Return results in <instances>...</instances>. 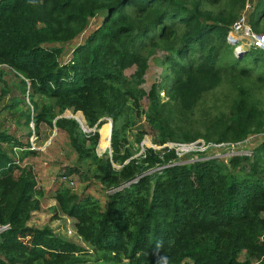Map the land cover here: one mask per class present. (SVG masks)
Wrapping results in <instances>:
<instances>
[{
  "label": "trees",
  "instance_id": "16d2710c",
  "mask_svg": "<svg viewBox=\"0 0 264 264\" xmlns=\"http://www.w3.org/2000/svg\"><path fill=\"white\" fill-rule=\"evenodd\" d=\"M246 1L0 0L3 90L11 91L5 76L13 72L37 110L28 113V125L34 121L38 132L41 122L55 121L57 129L68 133L77 158L63 169L65 179L74 174L90 179L88 171L82 172L85 164L97 182L113 189L101 211L87 190L77 193L62 181L55 191L61 211L75 220L77 233L91 248L50 227L28 226L40 208L39 190L32 170L20 161L34 151L30 142L0 131V264H264V136L251 155L230 157L236 174L204 152H196L200 159L183 162L175 148L146 147L135 158L128 138L133 128L129 99L135 117L145 113L157 131L159 144L199 138L242 142L264 133V51L237 52L227 39ZM99 15L101 23L62 62L63 44ZM249 17L255 31L264 30V0L257 1ZM153 58L161 79L146 90ZM224 82L231 91L223 105L204 107L202 121L193 119L198 106ZM136 87L148 99L147 109H141ZM38 95L45 99L41 106ZM105 97L119 100L123 112L113 129L112 155L101 157L99 133H86L75 118L60 115L81 110L87 125L98 128L93 104ZM112 110L104 108L101 114ZM107 128L106 135L101 130L104 147L111 135ZM243 145L251 147L250 141ZM129 158L122 168L114 166Z\"/></svg>",
  "mask_w": 264,
  "mask_h": 264
},
{
  "label": "rangeland",
  "instance_id": "374dc122",
  "mask_svg": "<svg viewBox=\"0 0 264 264\" xmlns=\"http://www.w3.org/2000/svg\"><path fill=\"white\" fill-rule=\"evenodd\" d=\"M251 1H253V5L255 6L258 0H251ZM101 21H102V15H99L91 19L87 29L83 33H81L73 41L63 44L65 46V51L61 57L62 62H66L72 57V52L74 47L82 43L85 40V38L89 35V33L93 31L101 23ZM263 27H264V20L262 21L261 24V28ZM259 33L264 34V30L260 31ZM243 45H245L246 48L251 47L248 46L249 40L243 42ZM235 49H236V45L234 46V50ZM156 56L157 54L155 55V57ZM133 69L134 68L129 69V72H131ZM160 73H161V69L159 68L157 62H155L153 58V61H151L150 69L145 75L146 82L143 84V87L146 90H149L155 79L158 80L161 79ZM251 80H256V77L252 76ZM5 81L7 83V87L11 89V91L5 93V91L3 90L5 84L3 82H0V131L8 132L20 138L22 141L26 143L30 142L31 145L29 149L34 151V153L31 154L29 157L20 161V165L22 167L25 166L30 168V170H32V173L35 175L38 186L37 189L39 190L37 197L40 200V208L32 212V215L26 221V224L30 227H37L39 229L44 227H50L54 231V233L58 234L64 239L73 240L75 242H78L79 244L91 248L89 244L77 233L75 227V220L61 211L57 199L54 198L55 191L57 190V188H59L58 186L62 181L63 184L71 186L72 189L77 193H82L83 190H87L86 191L87 193H91L92 196H94L98 200V203H100L99 210L101 211L106 206V203L108 201V195L109 193L113 192V189H106L103 185L97 182V180L93 176V173L87 169L85 164H82V170H83L82 172L88 171L90 179L88 178V176L85 175L84 179L80 180L79 179L80 175L76 176L75 174L65 179V177L62 176V173L64 172L63 169L65 168L66 165H73V163H75L77 158V154L72 148V145L70 143V137L68 133L57 129L56 126L54 125L55 121H53V125L49 124L48 122H44V121L41 122L38 132L36 131L37 129L34 121H31L28 125L27 123L28 113L37 114V110L33 109L32 107V100L30 99L28 94L25 95L24 97L23 93L18 88L20 86V79H18L13 72L5 76ZM215 90L216 91L209 94L205 99V101L198 106L197 109H201V110L200 111L196 110L194 112L193 119L199 118L202 121L201 113L203 108L211 107L215 102H217L219 106H222L223 102H225L227 99L226 93L231 91V87L229 83L227 84L226 82H224L221 85H219ZM135 92L137 94V97L140 98L141 109L143 110L147 109V106L149 104L148 99L141 96L137 87L135 88ZM161 94L164 96L165 92L162 91ZM38 96L39 97H37V102L41 106L45 102V99L41 95ZM164 98L165 100L168 99L166 96H164ZM131 102L132 101L129 99L127 101V105L130 113L129 125L132 124L133 128L129 131L128 138L132 140V145H133L132 150L137 152L136 154L133 155V157L137 158L138 156H140L146 147H153L159 150H162L164 147H170L176 149L180 148L179 150H176V154H178L179 156L178 159L179 160L181 159L180 161L187 162V161L197 160L198 158L199 159L202 158L201 157L202 155L196 153V151L197 152L204 151L205 157L217 156L219 159H221V161L227 164V169L233 174H236L239 171L238 168L233 167L230 164L229 159L230 157H234L237 154L247 152L248 147L246 148V146L243 145V143H241L239 147H237L238 143L233 142L236 144L234 147L228 146L227 148H224L222 146V147H218L219 150H215L209 148L208 144L205 143L203 138H199L198 140H200V142L192 146L196 148V150L191 152H187L186 148L183 149L178 144H175L176 143L175 141H168L164 144H159L157 138V131L147 123L145 118V113L141 116L135 117V111L133 112L134 109H133V104H131ZM93 107L100 116L99 122L96 125L98 126V128H91L90 126L87 125L88 123L85 119L83 111L81 110L75 112L72 109H68L60 116L73 115V117H75V115L77 114L76 116L78 117L81 115L80 117L82 118V122L84 125L82 123L81 124L85 128L88 127L93 129L92 131H86V133H91V132L99 133V141L96 145V151L99 154V156L101 157H106L108 155L111 156L113 151L112 148V138L114 136L113 129L115 127L116 120L118 126L120 125L119 117L123 112L120 106V101L119 100L109 101L108 97H105L103 99L96 100L93 104ZM104 108H107V111H109L110 109H115V111L112 110L113 114L110 113L101 114ZM133 118L134 121H132ZM125 123L126 121L124 122V124ZM176 123L181 124L182 122L177 120ZM107 126L111 127L110 128L111 140L109 147H104V143L102 142L100 132L102 130L103 135L104 134L106 135L107 133H105V131L109 129L107 128ZM197 126H199L198 123ZM200 131H204L203 128H201ZM116 133H118L119 136L120 129ZM137 136H143L142 141L139 143L135 141V139H137ZM263 136L264 133L262 134L255 133L250 135L248 138L254 137V139L250 141V146L252 147L260 143ZM90 141L91 140H87V143L89 144ZM190 144L191 143H188V145ZM1 145L6 150L10 149L7 143H1ZM127 145L129 146L130 144L127 143ZM185 154L189 156L183 158L184 157L183 155ZM130 159L131 158L127 159L123 164H115L114 166L118 168H122L124 164L129 162ZM17 173H19V171ZM87 184L89 185V188H86ZM53 190L54 192L52 193ZM243 257L244 256L242 255L241 258ZM90 264H128V260H124V262L122 263H117L113 261H95ZM253 264H258V262L255 261Z\"/></svg>",
  "mask_w": 264,
  "mask_h": 264
},
{
  "label": "built area",
  "instance_id": "2783aa9c",
  "mask_svg": "<svg viewBox=\"0 0 264 264\" xmlns=\"http://www.w3.org/2000/svg\"><path fill=\"white\" fill-rule=\"evenodd\" d=\"M254 8L253 5V1L251 0H247L246 4H245V8L243 10V13L241 14V16L235 21V23L232 25L231 30L228 33V40L231 43L234 44H238L237 45V49H242L244 47L243 42H246V40H249V45H253L257 48H260L262 50H264V34H259L257 33L250 21H249V11ZM242 39V40H241ZM246 39V40H244ZM237 40V42H236ZM249 142V139L242 141V142H237L238 146L241 143H247ZM198 143V142H196ZM196 143H191L190 145L186 144V143H175L178 144L181 148L183 149H187V152H191V151H195L196 148L192 147L194 146V144ZM208 144L209 148L215 149V150H219L218 147H224L227 148L228 146H235L236 144L233 142H221V143H214V142H210V143H206ZM176 149V148H175ZM180 148H177L176 150H179ZM204 152V151H203ZM251 155V150L247 148V152L244 153H240L237 155ZM213 157V156H211ZM217 157V156H215ZM5 227H1V229H4Z\"/></svg>",
  "mask_w": 264,
  "mask_h": 264
},
{
  "label": "clouds",
  "instance_id": "9594fccd",
  "mask_svg": "<svg viewBox=\"0 0 264 264\" xmlns=\"http://www.w3.org/2000/svg\"><path fill=\"white\" fill-rule=\"evenodd\" d=\"M249 21H250V17H249ZM250 23H251V21H250ZM251 25H252V23H251ZM252 27H253V25H252ZM253 29H254V28H253ZM230 30H231V28H230ZM230 30H229V31H230ZM254 30H255V29H254ZM256 32H257V31H256ZM228 33H229V32H228ZM228 33H227V39H228ZM257 33H259V32H257ZM259 34H261V33H259ZM234 45H236V49H235V50H236L237 52H239V51H241V50H249V49L251 50V49H253V48H254V49H257V50L264 51V50H262V49H259V48L255 47V46H253V45H250L251 47H249V48H246L245 45H244V47H243L242 49L239 50V49H237V45H238V44H234ZM247 139H249V141H251L252 138H247ZM247 139H245V140H247ZM203 140H204V139H203ZM245 140H244V141H245ZM204 141H205V140H204ZM196 142H200V140H197V141H194V142H189V143H196ZM176 143H179V142H176ZM205 143H207V142L205 141ZM208 143H210V142H208ZM214 143H216V142H214ZM218 143H221V142H218ZM247 143H248V142H247ZM186 144H188V143H186ZM254 147H255V146H254ZM254 147H248V149L251 150V154H252V152H253ZM196 152H197V151H196ZM211 158H218V157H211Z\"/></svg>",
  "mask_w": 264,
  "mask_h": 264
},
{
  "label": "water",
  "instance_id": "95a60500",
  "mask_svg": "<svg viewBox=\"0 0 264 264\" xmlns=\"http://www.w3.org/2000/svg\"><path fill=\"white\" fill-rule=\"evenodd\" d=\"M62 116L69 117V118H75V117H73V116H66V115H62ZM62 116H60V117H62ZM75 119L81 124V122L79 121L78 118H75ZM81 125H82V124H81ZM82 127L84 128L85 131H92V130H93V129L88 128V127L85 128L83 125H82Z\"/></svg>",
  "mask_w": 264,
  "mask_h": 264
},
{
  "label": "bare ground",
  "instance_id": "6f19581e",
  "mask_svg": "<svg viewBox=\"0 0 264 264\" xmlns=\"http://www.w3.org/2000/svg\"><path fill=\"white\" fill-rule=\"evenodd\" d=\"M77 115V114H76ZM75 115V117H77ZM73 116V115H72ZM81 116V115H80ZM78 119H79V121L83 124V122H82V120L79 118V117H77ZM84 125V124H83ZM106 127V126H105ZM101 133V138H102V132H100ZM110 140H111V135H110V137H109V145H110Z\"/></svg>",
  "mask_w": 264,
  "mask_h": 264
},
{
  "label": "crops",
  "instance_id": "0c3cea01",
  "mask_svg": "<svg viewBox=\"0 0 264 264\" xmlns=\"http://www.w3.org/2000/svg\"><path fill=\"white\" fill-rule=\"evenodd\" d=\"M254 139V137H252V139L251 140H253ZM256 146V145H255ZM252 147H254V146H252Z\"/></svg>",
  "mask_w": 264,
  "mask_h": 264
}]
</instances>
